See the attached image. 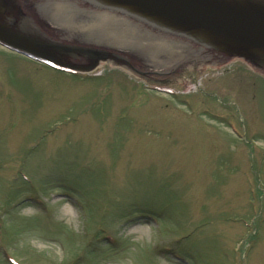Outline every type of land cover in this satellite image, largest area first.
Segmentation results:
<instances>
[{"label":"rangeland","instance_id":"rangeland-1","mask_svg":"<svg viewBox=\"0 0 264 264\" xmlns=\"http://www.w3.org/2000/svg\"><path fill=\"white\" fill-rule=\"evenodd\" d=\"M0 264H264V71L0 47Z\"/></svg>","mask_w":264,"mask_h":264},{"label":"water","instance_id":"water-1","mask_svg":"<svg viewBox=\"0 0 264 264\" xmlns=\"http://www.w3.org/2000/svg\"><path fill=\"white\" fill-rule=\"evenodd\" d=\"M17 1L0 0V46L42 64L89 71L101 59L113 60L163 80L236 56L264 71V0ZM35 30L85 44L65 47ZM66 53L93 64L84 58L67 64Z\"/></svg>","mask_w":264,"mask_h":264},{"label":"flooded vegetation","instance_id":"flooded-vegetation-1","mask_svg":"<svg viewBox=\"0 0 264 264\" xmlns=\"http://www.w3.org/2000/svg\"><path fill=\"white\" fill-rule=\"evenodd\" d=\"M9 1H15V2H18L17 0H9ZM68 2H74V1H71V0H67ZM84 1H86V0H84ZM77 3V2H76ZM82 5H84L85 3L84 2H80ZM17 4H19V3H17ZM79 4V3H78ZM80 4V5H81ZM98 5H100V4H98ZM98 5H96V6H94L93 5V3H92V7L94 8V9H101V7L100 6H98ZM7 16V15H6ZM5 16V18L7 19V17ZM21 19V17L20 18H11L10 17V19H8V22H11V23H13L12 22V20H20ZM21 21H23L22 19H21ZM22 23H26L25 21L24 22H22ZM16 24H18V23H16ZM22 26H24V25H22ZM36 32H37V34H39V36H42V34L40 33V32H38L37 30H35ZM48 34V33H47ZM49 36V35H48ZM48 36H46V37H44V36H42V37H44L47 41H49V42H51V43H55V44H60V45H63V46H65V47H69V48H73V49H75V48H80V46H78L79 44H81V46L82 45H84L85 43H83V42H80V41H78V40H76V39H72V40H67L66 39V41L64 42V38H58L57 36H55V35H52L51 36V38H48ZM54 40H56V41H54ZM78 44V45H77ZM86 52H89V51H87L86 50ZM97 55H93L92 57H91V59L93 60V58L94 59H96L97 57H96ZM82 58H84L85 60H89V61H85V62H89V64H93V61H91V63H90V58H87L86 56H81V55H79L78 53H76V54H69V53H66V54H63L62 56H61V60L62 61H64L65 63H67V64H75V63H77V62H79V63H83L82 61ZM84 62V63H85ZM55 64V63H54ZM88 64V65H89ZM78 65H80V64H78ZM82 65V64H81ZM60 67L61 68H63V69H66V71L67 72H72V70H76V71H78V72H81V71H83L86 67H84L83 65L82 66H76V67H74V68H72L73 66H69V65H60Z\"/></svg>","mask_w":264,"mask_h":264},{"label":"bare ground","instance_id":"bare-ground-1","mask_svg":"<svg viewBox=\"0 0 264 264\" xmlns=\"http://www.w3.org/2000/svg\"><path fill=\"white\" fill-rule=\"evenodd\" d=\"M7 50V49H6ZM9 51V50H8ZM22 56V55H21ZM25 57V56H24ZM29 59V58H28ZM39 63V62H38ZM41 65H44V66H48V67H50V68H56V69H60V68H57V67H55V66H53V65H51V64H42V63H40ZM60 70H63V69H60ZM66 71V70H65Z\"/></svg>","mask_w":264,"mask_h":264}]
</instances>
